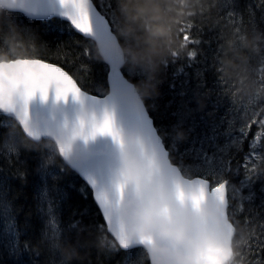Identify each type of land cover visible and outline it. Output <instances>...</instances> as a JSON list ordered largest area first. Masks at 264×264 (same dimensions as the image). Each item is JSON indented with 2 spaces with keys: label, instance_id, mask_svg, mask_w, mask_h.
Returning <instances> with one entry per match:
<instances>
[{
  "label": "snow or ice",
  "instance_id": "snow-or-ice-1",
  "mask_svg": "<svg viewBox=\"0 0 264 264\" xmlns=\"http://www.w3.org/2000/svg\"><path fill=\"white\" fill-rule=\"evenodd\" d=\"M0 5L11 12L20 25L23 21L29 24H46L53 18H61L69 22L72 29L100 46L106 62L108 83L110 84L118 75L117 65H121L123 59L117 46L116 8L110 0L108 2L99 0V4L95 0H46V7L41 4V0H0ZM39 17L44 18L38 19ZM193 26V23L189 22L178 32V38L182 39V49L187 48L189 44L200 43L190 35L189 30ZM241 32H247L246 28L237 26L235 34ZM87 51L85 49V54ZM172 55L174 64L180 58L181 52H173ZM196 56L195 50H189L185 57L188 61L186 67H192ZM168 65L169 63L166 64V68ZM206 70L197 69L193 74L198 87H205L203 77ZM185 73V67H179L173 78ZM123 74L128 75L127 72ZM128 90L134 101L135 115L128 121L127 129H125L118 123L114 93L103 98L90 95L63 67L39 58H13L10 62L0 63V114L14 118L23 134L33 142L44 139L55 142V152L58 153L66 168L79 173L78 176L91 189L95 204L103 216L106 230L114 238L112 250L126 252L124 264H142V258L145 256L148 258L147 247L157 242L155 234L142 235L139 238L133 235V232L138 229L132 224L131 218L137 212L150 213L158 220L167 219L173 224L186 220L189 213L195 214L191 221V235L197 241L199 251L177 247L170 242H161V246L190 258L193 264H226L232 252L230 245L235 244V250L238 253L236 259L240 264L239 258L244 255L236 239L240 222L236 219L234 212H229L231 198L229 193L231 189L232 197H235L247 188L248 194L243 199L251 201L255 196V193L251 191L253 183L257 179H264V104L254 109L247 121L239 125L236 129L238 135L234 136L231 128L224 133L231 139L225 148L220 149L221 152H226L233 146H238L237 151H242L244 141H248V151L237 168V173L240 168H243L244 179L237 187L226 178V174L232 171L230 157H224L218 168L209 169L203 176L196 178L185 176L181 167L170 160L165 139L170 141L172 147H178L179 143L173 139L175 131L183 129L187 135H190L198 125L189 123L184 113L177 111L170 113L174 122L168 128L160 130L154 125L148 109L135 94L132 85L128 86ZM37 95L43 102H47L51 95L57 103L67 102L71 97L81 104L89 102L97 106L99 111L93 110L88 113L87 118L80 115L71 129L65 125L58 134L45 132L31 123L28 110L29 102ZM179 95L185 96L186 91L182 90ZM188 111L191 112L193 109L189 107ZM243 115H247V112H242L241 116ZM202 120L203 123H207L205 118ZM253 126L257 129L254 133ZM212 127L215 133L216 126ZM126 135L136 137L137 156L143 170L134 184L128 182L121 164ZM97 137L111 138L118 153L113 156H102L96 162L94 171L84 170L81 160L73 155V143L81 140L87 144L95 141ZM211 139L214 140L215 135ZM203 142V140H194V144H201V147L194 151L196 158L207 165L212 158L204 151ZM39 167L43 169L44 165L41 164ZM209 176L215 183L209 179ZM143 183L151 184L162 194V210L149 207L148 201L153 197L151 193L142 190ZM261 191L264 192V188ZM126 203L127 207H125ZM208 212L212 215H206ZM48 223L51 225L53 221L50 219ZM55 223L58 225V221ZM78 224V221L73 222L69 228L76 229ZM202 235L211 237V242L201 243ZM50 239L53 242L60 239L66 242L68 237L64 236L62 231H57ZM256 247L264 252V239H261ZM247 248L249 252L254 251L251 240ZM24 250H29L27 242L24 244ZM19 252V234L14 233L9 254L16 256ZM152 259L154 260L155 257ZM252 262L264 264V255L260 256L258 261L253 255Z\"/></svg>",
  "mask_w": 264,
  "mask_h": 264
},
{
  "label": "trees",
  "instance_id": "trees-1",
  "mask_svg": "<svg viewBox=\"0 0 264 264\" xmlns=\"http://www.w3.org/2000/svg\"><path fill=\"white\" fill-rule=\"evenodd\" d=\"M216 1L219 4L222 2L215 5ZM260 1L207 0V10L197 12L177 25L179 32L183 25L192 22L194 26L189 30L190 35L200 43L189 44L182 49V39L178 38L177 33V48L181 56L173 64L172 55L167 61L168 67H161L157 73V95L145 100V103L160 130L174 122L170 113L177 111H182L189 123L198 125L178 147H172L170 141L165 139L173 162L179 166L188 162L187 158L193 155L190 144L202 127L199 125L197 111L203 106L202 102L205 103L204 99L221 94L224 97V89L228 87L224 81L227 79L233 82L236 75L244 70L240 69L244 63L256 68L254 73L251 72L253 77L264 79V39L259 42L258 52L243 46L244 37L252 38L257 33L264 37V3ZM95 2L99 4V0ZM110 2L116 8V0ZM237 26L245 27L247 32L235 34ZM13 30L19 34L23 47L11 52L0 39V54L8 56L3 61L39 58L63 67L85 91L99 96L108 93L106 64L98 57L96 45L76 33L68 23L54 18L46 24L23 21L20 25L11 12L0 10V37L11 35ZM85 49L88 50L87 54ZM189 50L197 52L192 67H186L188 61L185 57ZM241 56L247 59L242 60L239 58ZM249 57L252 58L250 62ZM182 66L186 73L174 79L175 71ZM259 67L263 69L258 71ZM197 69H207L203 77L205 87H198L193 79ZM123 71L128 73L126 77L135 85L143 84L150 75L147 68L133 69L125 66ZM182 90L186 91L183 97L179 95ZM222 97L215 102L217 105L222 103L225 110L227 105L223 100L231 99L230 96ZM189 107L193 111L189 112ZM227 116L229 119L222 120L224 127L227 124L229 127L233 125L230 123V114ZM178 131L184 130L177 129L175 134ZM224 135L218 137L217 141L221 142ZM55 148L50 141L31 142L16 122L0 114V264H64L61 249L68 245L75 248L78 254L71 264H124L126 252L112 250L114 239L106 230L92 192L74 171L66 168ZM246 151L245 145L242 151L236 152V158L244 156ZM236 158H231L232 171L228 176L237 182L238 179H244V170L235 173ZM41 164L44 165L43 169L39 167ZM248 191L246 188L243 193ZM254 193V199L249 201L252 209L249 215L253 214L254 224L250 223L247 230L243 225L239 227L242 234L246 235L248 231L251 237L264 223V220L256 222L253 210L264 194ZM237 209L231 203L229 212H234L236 217ZM247 215L245 213L244 218ZM50 219L53 221L51 225L48 223ZM55 221H58V225ZM77 221L78 227L70 229L69 226ZM57 231H62L68 237L66 242L63 239L55 242L50 239ZM14 233L19 234L20 240V252L16 256L9 254ZM25 242L29 245L27 251L24 250ZM142 264H150V260L145 256Z\"/></svg>",
  "mask_w": 264,
  "mask_h": 264
},
{
  "label": "clouds",
  "instance_id": "clouds-1",
  "mask_svg": "<svg viewBox=\"0 0 264 264\" xmlns=\"http://www.w3.org/2000/svg\"><path fill=\"white\" fill-rule=\"evenodd\" d=\"M207 10V0H116V12L118 26L116 31L117 46L123 56L126 67L133 69L147 68L150 72L148 79L143 84L134 85V89L141 102L150 100L157 95L159 81L157 73L162 66L177 52V25L197 14ZM11 52H16L23 47L19 34L13 30L11 35L0 37ZM264 39L257 33L254 37L243 38V46L253 52L259 51V42ZM123 41V43H121ZM231 46V42H229ZM97 55L104 60L97 47ZM8 58L0 54V61ZM246 60V57H239ZM235 67V65H230ZM87 118L88 112L81 113ZM28 138V137H27ZM173 139L181 143L187 139L184 131L176 132ZM31 141V139H30ZM33 142V141H32ZM138 144L135 136H125V146L121 164L124 175L129 183H136L142 174V165L137 156ZM141 188L144 192L151 193L152 199L148 201L150 208L162 210V194L151 184L143 183ZM127 203L125 207H127ZM195 214L189 213L188 218L179 223H171L169 220H158L150 213L137 212L132 216V224L137 231L133 235L139 238L142 235L155 234L156 243L149 245L146 249L150 264H193L190 258L174 253L172 249L161 246V242H170L177 247L199 251L197 241L191 235V221ZM206 215H212L211 212ZM211 237L201 236V243L211 242ZM238 243V242H237ZM232 252L226 264H239L236 259L238 253L235 244L230 245ZM64 264H71L77 257L76 249L68 245L61 249ZM155 257L153 260L152 258Z\"/></svg>",
  "mask_w": 264,
  "mask_h": 264
},
{
  "label": "rangeland",
  "instance_id": "rangeland-1",
  "mask_svg": "<svg viewBox=\"0 0 264 264\" xmlns=\"http://www.w3.org/2000/svg\"><path fill=\"white\" fill-rule=\"evenodd\" d=\"M263 1L264 0H261L260 3L263 4L264 3ZM214 3L215 5H220L218 1ZM251 59L249 60V62L251 61ZM240 69L242 70L244 69V70L242 71L241 74L236 75L235 77L236 79H234L233 82L230 83L227 79L224 81L228 85V87L224 89L225 90L224 97L230 96L231 99L229 101L223 100L227 105V108H225V110L222 103L217 105V103L215 102V100L220 99L219 97H222L221 94V95H215L213 97L209 96L207 97V99H204L205 103L202 102L203 106L197 111L198 120H200L199 125L202 127L201 130L198 133H196V136H194L190 144V149L193 150V155L192 156L190 155L187 158L189 159L188 162H185L186 164L182 167L185 168L186 172L190 176H199V175L203 176L209 169L218 168L221 165L222 159L224 157L232 158V156H234L236 158L237 155L236 152H238L237 151L238 146L229 147L226 150V152H221L220 149L225 148V145L229 143L231 138L224 135L223 136L224 139L219 143L217 141L218 137L221 138V135L225 133V131L228 130L229 128H231L234 136L238 135L236 129L239 127V125L247 121L248 117L251 115L254 109H258L260 105L264 104V79L262 78L256 79V77L252 76L251 72L254 73L256 71V68L250 66L249 63L242 64L240 66ZM262 69L263 67H259L258 71H261ZM224 97L222 98L224 99ZM244 111L247 112V115L241 116V113ZM227 114H230L231 116L230 123H233V125H231L230 127L228 124L224 127L223 125L224 122L222 121V120H226L227 118L229 119V116H227ZM202 118H205L207 123H203ZM213 125L216 126L215 133L213 132V127H212ZM197 131L198 130H196V132ZM213 135H215L214 140L211 139ZM205 137H207L208 139H204ZM249 139H251L250 136ZM194 140L204 141L202 147L204 151L207 153V155L212 158L209 164L205 165L203 164L202 160L196 158V154L194 150L200 148L201 144L200 143L194 144L193 143ZM245 145L248 148V141H244L243 149L245 148ZM243 158L244 156L242 155V157L239 156L234 160L236 163V164L234 163L236 170L239 164L243 162ZM240 170H243V168H240ZM259 170L260 169H258V171ZM235 173L238 174L237 171ZM241 181L242 179H238L237 182L232 181L231 178V184L237 187L240 185ZM252 187L254 188L257 194L258 192L264 194V192L261 191V189L264 188V179L255 180ZM230 195L232 196L231 189H230ZM238 196L239 193L235 195L236 198ZM246 203L248 204V206L247 205L245 206ZM246 203L239 201L238 209L236 210V214L238 217L243 216L245 213L246 215L248 214L246 218H244L241 221L239 220L240 226L243 225L245 230H247L248 225L250 223L254 224V222L252 221V219L254 218V216H252L253 214L251 213L249 215V213L252 211L250 202L246 201ZM253 210L255 211L256 222L260 223L262 220H264V195L262 196L261 202L258 205H255ZM262 229H264V223L262 224L259 230L253 233L252 237L248 233V231L246 235L245 234H242V236L240 235L242 237V238L240 237L242 249H244L241 250V252L244 253L243 255L244 257L241 259V264H253L252 262L253 252L255 253L254 255L256 256L257 261L259 260L260 256L264 255V252H262L258 247H256V244L261 239H263L262 236L264 235V232ZM250 240L253 242V249H254L253 252H249L247 248V245ZM257 253L259 255H257Z\"/></svg>",
  "mask_w": 264,
  "mask_h": 264
},
{
  "label": "water",
  "instance_id": "water-1",
  "mask_svg": "<svg viewBox=\"0 0 264 264\" xmlns=\"http://www.w3.org/2000/svg\"><path fill=\"white\" fill-rule=\"evenodd\" d=\"M41 4L46 7V0H41ZM0 9L6 10L3 5H0ZM42 18L44 17H39L38 19ZM121 57L123 59V63L121 65H117L118 75L114 77L109 84V94L114 93L115 96L114 103L117 110L118 123H120L121 126H123L125 129H127L128 121L134 118L135 115L134 101L132 100L131 94L128 90V86L132 85L133 87L134 84L123 74L125 61L122 55ZM7 62L8 61L0 63ZM133 90L137 95L134 87ZM28 110L31 123L35 127L41 129L42 131L51 132L53 134H58L65 125H67L69 129H71V127L74 126L75 122L83 111L86 110L88 113L92 112L93 110L99 111L97 106H94L89 102H84L83 104L78 103L71 97L68 98L67 102L60 101L57 103L54 101V98L51 95L47 102H43L40 99L39 95H37L32 101L29 102ZM72 152L75 157L81 160L84 170L94 171L96 162L102 156H113L118 153V149L112 143L111 138L97 137L95 141H90L87 144H85L81 140H76L73 143Z\"/></svg>",
  "mask_w": 264,
  "mask_h": 264
},
{
  "label": "flooded vegetation",
  "instance_id": "flooded-vegetation-1",
  "mask_svg": "<svg viewBox=\"0 0 264 264\" xmlns=\"http://www.w3.org/2000/svg\"><path fill=\"white\" fill-rule=\"evenodd\" d=\"M238 233H240V235L242 236V233H241V231H240V229H239V232ZM238 237V236H237ZM238 241V240H237ZM238 247H239V249H240V241H238ZM255 254V253H254ZM253 254V255H254ZM239 259H241V258H239Z\"/></svg>",
  "mask_w": 264,
  "mask_h": 264
}]
</instances>
